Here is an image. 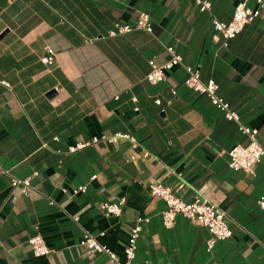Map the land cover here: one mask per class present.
I'll use <instances>...</instances> for the list:
<instances>
[{
    "label": "crops",
    "instance_id": "crops-1",
    "mask_svg": "<svg viewBox=\"0 0 264 264\" xmlns=\"http://www.w3.org/2000/svg\"><path fill=\"white\" fill-rule=\"evenodd\" d=\"M208 1L202 12L196 0H0V81L11 86L0 84V164L33 186L13 188L0 172V264H113L80 246L86 232L123 262L140 217L149 221L133 264H264V157L255 176L229 167V151L249 139L185 85L183 68L158 85L146 80L150 60L165 63L173 46L264 144V14L224 46L213 21L229 23L240 0ZM141 13L152 33L136 27ZM118 26L134 30L119 34ZM47 46L51 65L41 61ZM118 132L138 147L120 141L67 153ZM152 183L186 203L208 199L233 236L209 251L207 228L181 214L166 225L168 207ZM81 186L86 192L73 195ZM121 198V216L101 211ZM38 234L48 256L33 253Z\"/></svg>",
    "mask_w": 264,
    "mask_h": 264
},
{
    "label": "built area",
    "instance_id": "built-area-1",
    "mask_svg": "<svg viewBox=\"0 0 264 264\" xmlns=\"http://www.w3.org/2000/svg\"><path fill=\"white\" fill-rule=\"evenodd\" d=\"M196 3L202 12L210 11L212 9V4L208 0H196ZM250 3L251 0H240L235 8L233 18L229 23L220 22L218 20L213 21L214 31L217 36L222 37L224 40V46H227L230 40L236 38L248 24L264 14V0H255V7H252ZM136 27L152 33L150 15L147 13H141ZM132 30H134V28L130 26H118L117 33L125 34ZM117 33H113V36ZM45 51L46 55L41 61L45 65H51L54 60L53 50L47 46ZM166 52L169 55V59L165 63L159 64L155 59L150 60V72L146 77L148 83L151 85H158L167 80V72L175 68H183L187 73L185 85L194 92L207 96L211 103L224 113L227 120L237 123L241 134L247 136L249 139V144L247 146L237 145L229 151V167L232 170L244 171L247 174L255 176L256 166L264 157V144L258 140L259 131L242 124L238 113L232 110L230 104L219 96V85L214 80L206 82L202 80L200 67L186 65L183 58L177 53L173 46H167ZM0 84L11 89V86L5 81H0ZM172 93L173 95H176L175 90H172ZM157 103L161 105L160 101H157ZM120 141H127L134 147H138V141L134 136L128 133L118 132L112 135L97 136L91 140L76 143L75 145L69 146L67 153L72 154L87 147L96 146L100 143L111 145ZM146 156H148V154H146ZM0 172L11 179V186L13 188L22 187V190L25 193L33 189L32 177L26 179L16 178L9 170L4 169L1 164ZM36 175L37 173L34 174V176ZM149 189L152 196L162 199L168 207V211L165 213L166 225L170 226L173 224L175 215L181 214L190 221L207 228L211 235L207 241V248L209 251H212L215 248L217 242L227 241L233 236V232L228 224L227 214L220 211L208 199L202 196H197L192 202L186 203L176 196L171 188L164 186L161 183H152L149 186ZM86 190L87 187L81 186L73 189L72 194L78 195L80 193H85ZM63 192L67 193L68 190L63 189ZM125 203L126 198H121L116 203L104 202L100 205V209L106 215L119 217L123 212V206ZM260 204L264 207V198H262ZM148 221V219L141 217L137 219V223L132 228L128 243L124 249L125 260L123 262L118 259L114 252H112L107 246L99 243L96 238L88 232L85 233L80 242V246L97 253L106 254L113 264H133V261L136 258L138 241L143 230L142 223H147ZM29 244L36 257H45L51 253L50 248L40 234L30 238Z\"/></svg>",
    "mask_w": 264,
    "mask_h": 264
}]
</instances>
